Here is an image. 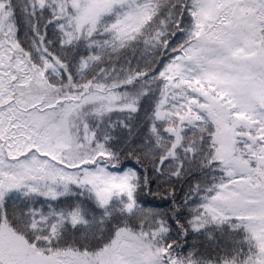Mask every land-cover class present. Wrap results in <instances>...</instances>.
Segmentation results:
<instances>
[{"label": "snow or ice", "instance_id": "6c2138e0", "mask_svg": "<svg viewBox=\"0 0 264 264\" xmlns=\"http://www.w3.org/2000/svg\"><path fill=\"white\" fill-rule=\"evenodd\" d=\"M0 264H264V0H0Z\"/></svg>", "mask_w": 264, "mask_h": 264}]
</instances>
